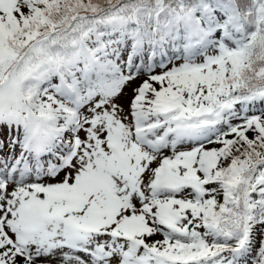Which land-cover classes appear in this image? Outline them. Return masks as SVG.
Instances as JSON below:
<instances>
[{
	"label": "snow or ice",
	"instance_id": "obj_1",
	"mask_svg": "<svg viewBox=\"0 0 264 264\" xmlns=\"http://www.w3.org/2000/svg\"><path fill=\"white\" fill-rule=\"evenodd\" d=\"M0 264H264V0H0Z\"/></svg>",
	"mask_w": 264,
	"mask_h": 264
}]
</instances>
